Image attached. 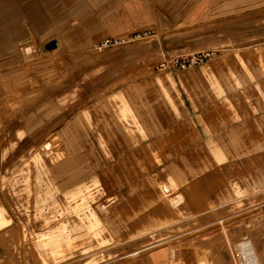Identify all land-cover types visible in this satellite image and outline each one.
<instances>
[{
	"label": "rangeland",
	"instance_id": "rangeland-1",
	"mask_svg": "<svg viewBox=\"0 0 264 264\" xmlns=\"http://www.w3.org/2000/svg\"><path fill=\"white\" fill-rule=\"evenodd\" d=\"M161 243L264 264V9L107 35L84 0H0V264Z\"/></svg>",
	"mask_w": 264,
	"mask_h": 264
},
{
	"label": "crops",
	"instance_id": "crops-1",
	"mask_svg": "<svg viewBox=\"0 0 264 264\" xmlns=\"http://www.w3.org/2000/svg\"><path fill=\"white\" fill-rule=\"evenodd\" d=\"M94 11L107 35L135 32L159 25L164 13L179 15L186 26H200L212 20L227 19L239 13L264 9V0H84ZM167 185V184H166ZM170 189V186L167 185ZM162 189L164 192L163 184ZM167 193V192H166ZM249 245V243H242ZM251 247V244L249 245ZM252 250V249H251ZM145 252L144 254H141ZM131 259L108 264H174L168 244L140 249ZM202 264H209L205 260Z\"/></svg>",
	"mask_w": 264,
	"mask_h": 264
},
{
	"label": "bare ground",
	"instance_id": "bare-ground-1",
	"mask_svg": "<svg viewBox=\"0 0 264 264\" xmlns=\"http://www.w3.org/2000/svg\"><path fill=\"white\" fill-rule=\"evenodd\" d=\"M163 187H164V190L166 192L170 191V189L168 188V186L166 184H163ZM245 258H246V263L245 264H258V259L256 258V255L252 252V250H251L250 254H245ZM241 262H238L237 264H239Z\"/></svg>",
	"mask_w": 264,
	"mask_h": 264
},
{
	"label": "built area",
	"instance_id": "built-area-1",
	"mask_svg": "<svg viewBox=\"0 0 264 264\" xmlns=\"http://www.w3.org/2000/svg\"><path fill=\"white\" fill-rule=\"evenodd\" d=\"M121 39H112V38H107L106 40H104L102 46L103 47H107V46H110V45H113V44H116V43H119ZM122 41V40H121ZM246 263V260L245 261H242L241 263L239 264H245Z\"/></svg>",
	"mask_w": 264,
	"mask_h": 264
}]
</instances>
